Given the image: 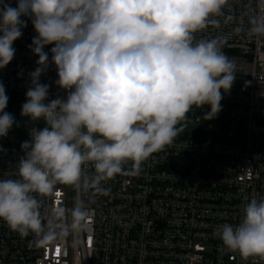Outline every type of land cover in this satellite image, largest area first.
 Instances as JSON below:
<instances>
[{
	"label": "clouds",
	"instance_id": "1",
	"mask_svg": "<svg viewBox=\"0 0 264 264\" xmlns=\"http://www.w3.org/2000/svg\"><path fill=\"white\" fill-rule=\"evenodd\" d=\"M228 0H0V69L15 58V41L31 22L28 48L36 60L29 75L22 117L32 126L20 145L15 178L0 179V220L30 245L56 237L42 198L57 184L107 194L117 175H138L153 154L171 146L193 106H208L205 120L222 110L223 93L236 80L235 62L222 36L195 34L222 15ZM27 18V19H24ZM252 32H264V23ZM50 47L49 51L45 48ZM66 95L50 98L41 82L50 66ZM9 97L0 82V137L18 125L5 111ZM42 126H39L41 125ZM127 169L125 165H129ZM89 166L90 169L89 170ZM80 227L87 211L54 209ZM213 235L229 252L264 256V195L242 204L239 223L219 224Z\"/></svg>",
	"mask_w": 264,
	"mask_h": 264
},
{
	"label": "built area",
	"instance_id": "2",
	"mask_svg": "<svg viewBox=\"0 0 264 264\" xmlns=\"http://www.w3.org/2000/svg\"><path fill=\"white\" fill-rule=\"evenodd\" d=\"M215 19L218 27L195 36L224 37L223 52L236 65L217 116L205 120L208 106H193L175 142L144 162L138 175L109 180L107 194L57 184L42 198L41 212L60 227L42 246L30 245L32 234L22 238L0 220V264H264V256L229 252L213 235L219 224L240 222L243 202L264 195V32L251 30L264 23V0H228ZM34 35L28 21L14 43L15 58L0 69L9 97L5 111L18 121L0 137V179L15 178L20 145L29 139L32 125L20 113L28 74L37 66L28 48ZM56 79L54 65L41 76L51 85L50 98L66 95ZM81 202L87 215L78 228L64 227L73 222L70 214L52 216L54 209L67 212Z\"/></svg>",
	"mask_w": 264,
	"mask_h": 264
}]
</instances>
